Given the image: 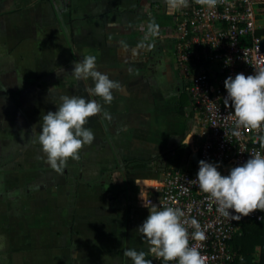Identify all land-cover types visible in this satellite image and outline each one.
Here are the masks:
<instances>
[{"label":"crops","instance_id":"0c3cea01","mask_svg":"<svg viewBox=\"0 0 264 264\" xmlns=\"http://www.w3.org/2000/svg\"><path fill=\"white\" fill-rule=\"evenodd\" d=\"M255 2L262 26L264 0ZM166 4L0 0V264H133L126 250L148 252L137 229L149 215L144 199L163 173L134 160L179 142L190 150L198 131L180 97ZM152 19L159 34L138 49ZM86 55L119 82L111 104L89 95L91 79L73 78V63ZM61 95L95 99L102 112L85 125L93 143L56 172L38 137Z\"/></svg>","mask_w":264,"mask_h":264},{"label":"built area","instance_id":"2783aa9c","mask_svg":"<svg viewBox=\"0 0 264 264\" xmlns=\"http://www.w3.org/2000/svg\"><path fill=\"white\" fill-rule=\"evenodd\" d=\"M255 3V0H218L209 9L188 0L187 7L168 8L173 17L172 56L198 128L195 145L190 150L200 160L217 165L223 176L255 153L264 156V146L257 139L264 135V126L260 130L240 129L241 135L233 136L234 110L224 104L227 97L224 81L229 76L234 79L239 73L254 75L263 69L264 52L259 46L262 37L257 30L264 29V24H256ZM196 178L197 173L187 169L165 172L154 186V195L144 201L161 209L175 207L183 211L189 246L198 248L204 264H233L242 256L235 252L231 238L243 222L264 226V211L256 210L239 221L223 216L207 194L191 182ZM229 211L230 215H237ZM193 218L205 233L202 241L191 238L195 229L188 222ZM152 260L154 264H164L155 256Z\"/></svg>","mask_w":264,"mask_h":264},{"label":"clouds","instance_id":"9594fccd","mask_svg":"<svg viewBox=\"0 0 264 264\" xmlns=\"http://www.w3.org/2000/svg\"><path fill=\"white\" fill-rule=\"evenodd\" d=\"M166 3L170 9L188 6V0H166ZM195 3L212 9L218 0H195ZM158 34L159 25L152 19L137 48L151 47L145 42ZM61 69L63 73L64 69ZM60 74L57 73L58 76ZM71 74L78 81L91 79L94 86L87 89L89 95L101 98L104 104H111L113 90L120 88L118 81L97 69L94 55H86L74 62ZM224 87L227 92L224 104L234 110L232 118L235 128L232 135L239 137L240 129L260 130L264 126V69L256 71L254 75L239 73L234 79L229 76L224 81ZM56 109L43 116L38 143L50 167L62 172L69 159L78 160L80 150L93 143L94 133L85 125L90 117L102 112V105L95 99L61 95ZM104 117L111 119L107 112H104ZM257 139L264 146V135ZM191 182L207 194L221 215L232 220L239 221L256 210L264 211V156L259 153L252 155L242 165L231 168L227 176L221 175L217 165L201 160L197 178ZM144 206L149 209V215L137 231L149 245L148 252L128 249L124 252L125 257L130 258L133 264H153L146 259L149 254L164 264H204L198 248L189 246L188 227L182 221L184 213L181 209H161L151 202L150 206L146 202ZM229 210L237 215H230ZM188 226L195 229L191 233L192 239H205V233L196 219H191Z\"/></svg>","mask_w":264,"mask_h":264},{"label":"trees","instance_id":"16d2710c","mask_svg":"<svg viewBox=\"0 0 264 264\" xmlns=\"http://www.w3.org/2000/svg\"><path fill=\"white\" fill-rule=\"evenodd\" d=\"M257 33L258 35L262 34V38L264 37L263 28L258 29ZM180 97L185 98L186 96L184 93H181ZM189 155L190 150L188 146L179 142L147 161L134 160V163L141 166L147 162H153L157 165L159 171L165 173L177 169L183 170L185 162L191 164ZM230 243L235 252L242 256L241 260H236L233 264H264V226L261 224L253 221L243 222L231 238ZM256 248L258 257L254 259L253 252Z\"/></svg>","mask_w":264,"mask_h":264},{"label":"water","instance_id":"95a60500","mask_svg":"<svg viewBox=\"0 0 264 264\" xmlns=\"http://www.w3.org/2000/svg\"><path fill=\"white\" fill-rule=\"evenodd\" d=\"M259 46L264 52V37L259 40ZM263 69H264V62H263ZM189 160L193 166L199 168V161H201V160L198 158L196 152H191V154L189 156Z\"/></svg>","mask_w":264,"mask_h":264},{"label":"rangeland","instance_id":"374dc122","mask_svg":"<svg viewBox=\"0 0 264 264\" xmlns=\"http://www.w3.org/2000/svg\"><path fill=\"white\" fill-rule=\"evenodd\" d=\"M161 7H163V6H161ZM166 7L167 8H169L168 6H167V4H166ZM258 22H256V24H257ZM257 26H258V24H257ZM262 34H259V36H261ZM187 166H184L185 168H184V170H191V171H194V172H196V173H198V171H199V168L198 167H195V166H193L192 164H190V163H188V164H186ZM258 257V252H257V248H256V250L253 252V258L254 259H256Z\"/></svg>","mask_w":264,"mask_h":264}]
</instances>
